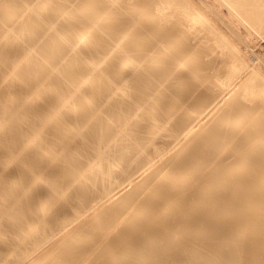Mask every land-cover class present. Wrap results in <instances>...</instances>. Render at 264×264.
Instances as JSON below:
<instances>
[{
	"label": "bare ground",
	"instance_id": "bare-ground-1",
	"mask_svg": "<svg viewBox=\"0 0 264 264\" xmlns=\"http://www.w3.org/2000/svg\"><path fill=\"white\" fill-rule=\"evenodd\" d=\"M107 1L82 3L78 13L87 19L72 18L69 25H64L59 19L71 15L76 7L69 6L60 12L55 1L47 0L41 6L48 5V10L35 15L36 7L26 0L12 4L0 0V18L7 31L0 39V74L7 72L13 56L12 50L2 46L10 40L14 41L11 46L15 42L22 43L23 47L26 43L38 45L29 60L40 59L43 66L61 60L50 69L56 85L45 76L28 79L23 75L18 87L5 89L10 93L29 83L40 84L20 98L26 102L21 109L26 111L43 98L42 104L40 101L37 105H43L44 110L39 111V120L25 123L26 132L22 126L21 134L20 129L6 133V138L12 139L15 153L22 142L19 136L27 132L26 144L32 142L34 145L30 144V148L34 147L26 154L29 147L24 150V145L26 156L20 151L22 157L4 155V164L12 163V166L0 167V195L6 199L0 207V224L4 225L0 226V252L3 257L15 260L10 261L12 264H39L40 261L42 264H176L173 257L177 259L176 252L189 253L181 258L180 264H230L228 258L237 264H264V251L257 252L254 248L264 249L263 245L248 246L245 242L249 240L239 235L242 232L264 234V214L257 212L258 205L264 206V58L248 56L237 41L220 32L216 20L200 7L194 6L195 11L188 8L184 4L188 0H160L166 3H160L156 9L162 16L152 12L126 16L116 13L137 3L152 9L156 0L113 2L116 4L109 8V19L103 23L99 18L107 13L103 11ZM222 1L231 14L239 15L264 38V0ZM164 17L170 30L157 26ZM94 19L97 21L93 22ZM184 20L189 29L193 27L190 36L180 26ZM140 23L141 30H130ZM65 30L73 37L67 36ZM80 31L83 33L79 34ZM102 34L108 35V41L112 40L110 43L117 44L118 49L105 51L97 71L115 65L111 72L121 73L124 84L139 85L141 96L120 102L106 101L109 90L101 95L105 102L89 103L93 100L91 93L81 94L77 99H62V102L49 99L57 85H60L58 99L71 90L73 85L62 81H68L73 73L69 67L80 73L82 64L98 60L95 55L104 50V44L98 43ZM74 36L78 37L74 39ZM87 40L88 46L84 47ZM188 43L195 44V55L189 53L190 48L183 47ZM125 52L128 56L122 58ZM218 55L223 57L214 63L215 67H210V61ZM78 57H83L82 61ZM120 60H125L123 66L117 64ZM161 64L160 71H152ZM16 76L12 74L8 81ZM78 76L85 81L94 80L89 74ZM49 83L51 86L46 89ZM101 87L92 86L90 90L98 92ZM183 89L188 91L187 95L196 94V97L186 99L181 94ZM116 93L122 95L120 91ZM159 96L167 105L175 101L177 109L184 110L202 101L205 104L201 107L214 106L218 101L221 108L211 113L208 122L202 123L204 116H192L187 124L192 127L183 135V142L172 145V138L159 140L162 135L173 136L176 127L168 114H154L153 110L163 106ZM133 103L136 113L127 120V112L122 108ZM18 104L19 98L9 104L8 112L21 114ZM103 106L120 112L105 126L104 121L93 122L98 117H107L96 113ZM38 108H31V113L39 114ZM160 118L165 128L157 133L163 122ZM46 126L51 134L43 139H52L51 145H46H50L49 149L43 148L45 140L41 137L47 131ZM98 130L102 131L96 135ZM176 136L177 140L180 135ZM96 137L100 143L94 150L105 157L93 160L88 156ZM38 140L43 150L36 147ZM143 145L148 147L138 156L136 151ZM181 151L186 153L178 156ZM111 154L116 156L107 159ZM46 156L51 157L52 164L59 163V167L47 168L51 163L49 160L47 165ZM154 159L164 162L143 166L146 173L132 180L131 174ZM130 163L134 168H129ZM211 205L220 207H213L204 215V208ZM193 212L197 213L196 217H190ZM218 213L221 214L214 221L207 222L208 215ZM24 236L28 238L25 241ZM103 242V251H96ZM37 248L41 249L40 253L32 257L31 252ZM12 252L26 254L9 257ZM53 255L57 256L55 261L47 259ZM138 258L144 261H135Z\"/></svg>",
	"mask_w": 264,
	"mask_h": 264
},
{
	"label": "rangeland",
	"instance_id": "rangeland-1",
	"mask_svg": "<svg viewBox=\"0 0 264 264\" xmlns=\"http://www.w3.org/2000/svg\"><path fill=\"white\" fill-rule=\"evenodd\" d=\"M16 1H18V0H7V2L10 3V4L16 3ZM26 1H28L31 4H34V6L36 7V11H35L36 14L35 15L43 14L49 8L48 5H46L45 7L41 6L43 3L47 2V0H26ZM52 1H55V4L57 5L56 9L59 10L60 12H62L63 9H67L69 6L71 8H72V6H74L73 8L76 7V9L71 12V15L69 14L66 18L61 16V19H59V22H61L62 24L69 25L70 24L69 20L72 19V18L77 19V20H80V19L81 20H86L87 19L86 16H81V14L78 13L79 5H81L82 3H84V4H87V3L88 4H92V2L96 1V0H52ZM124 1L125 0H112V1L108 0L106 2L105 8L103 9V11L107 10V13L106 12L103 13V16H100V18H99L100 20L99 21H101L103 23L107 22V20L109 19L108 16L110 15L109 8H111L114 4H116V3H113V2L124 3ZM188 1L189 2L192 1L193 4H196V5H193V4L189 3V2L186 4L184 2V4L187 5L188 8L191 7L195 11L194 6L200 7L198 9L202 10L203 12H205L208 17L211 16V19L216 20L215 22L217 23V25H218V27L220 29V32H222V34L225 33L224 35L229 36V38H231V40L234 39V41H237V44L238 43L240 44V48H243L244 51H247L249 55L246 52L244 54H246V55H248V56H250L252 58L253 57L254 58H260V59L264 58V38L262 37V35H260L258 33V31L254 30L253 27L251 25H249L250 23L248 24L247 21H245L243 18L241 19V17L239 15L231 14L233 12L230 11L228 5L225 4L222 0H206V1L205 0H200V1L199 0H194V2H193V0H188ZM197 1L200 2V3L198 4ZM58 2H60V3H58ZM156 2H157V4L154 5L152 9L149 8L145 4L137 3V4L134 5V7H124L122 9L116 11V13H123V15L126 16V15H129V14H132V13H134V14H146V13L152 12V13H155V14H158V15L162 16V13L158 12L156 9H158L160 3H162V4H166V3L163 2V1H160V0H156ZM202 2H204V3H202ZM208 2H209V4H208ZM208 5H211L212 8H210L211 6H208ZM209 8H210V10L208 11L207 9H209ZM90 15H91V13L88 14V16H90ZM237 16H239V17H237ZM217 17H219V18H217ZM190 18L194 20L195 16L194 15H190ZM94 21H97V20L94 19L93 22ZM166 21H167V18L164 17L163 20H161L159 23H157V26L165 27L167 29L169 28L168 30H170L171 29V27H169L170 25L169 26L165 25ZM128 22H129V19L127 20V23ZM180 26L183 27L187 31L188 36H190L191 30H192L193 27L191 26V28L189 29V25H188V23H185V20L183 22H180ZM142 28L143 27L141 26V23H140L138 27L132 26L130 28V30L132 32L133 31L138 32ZM195 29H197V28H195ZM89 32H94V30H90ZM65 33H66L67 36L71 35L70 32H69L70 33V35H69L67 30H65ZM82 33H83L82 31L79 32V34H82ZM127 33H129L128 30H127ZM161 33H163V32H161ZM6 34H7V31L4 30V28L2 26V20L0 18V39L2 38V36L6 35ZM71 37H73V36H70V38ZM75 37H78V36H74V39H75ZM108 38H109V36L106 35V34L99 35L98 43H99V45L104 44V50H103L102 53H97V55H95V57L98 58V60H93L89 64H82L81 65L82 68H81L80 73H77V71H75L76 69H71V67L68 68V70L73 72V73H71L70 78H68V81H66L65 79L62 80V81L73 85L71 90L66 91L65 94L58 99L57 95L60 96V94L58 92L59 89H60V85H57V86H55L57 88L54 89L53 97H49V99H57L60 102H62L63 101L62 99H67V98H72V99L76 98L77 99V98H79V96L81 94L82 95H84V94L85 95L86 94L89 95V93H91V97H93V100L92 101L89 100V103H91V102L98 103V102L104 101L103 97H101L102 93L107 92L109 90L111 92H109L107 94L105 93L106 96H107L106 101L107 100H111V101H115V102H120L122 99L134 100V99H137V98H139L141 96V91L142 90L141 89L139 90V88H138L139 85L131 84V83L124 84L122 82L123 80L121 78V73L114 74V73L111 72V70H112L111 68L113 66H115V65H112V64L111 65H107L105 68H102L101 72H98L99 70L97 71L96 66L101 62L102 58L107 53L105 51H109L111 49H118L117 44H113V43L111 44L110 42H112V40L108 41ZM27 39H26V41H27ZM12 42H14V41L10 40L8 42L2 43V46H5L6 48H9L10 50H12L13 56L11 57V59L9 60V62L7 64V67H8L7 68V72L0 74V123L1 122H5L6 123V124H4V123L0 124V167H6L7 166L8 169H10V167L12 166V163L4 164L5 161H6V159H5L6 157H4V155L11 154V155H14V156H19L20 153L21 154L23 153V156H26V154L29 152V150L34 147L33 146L32 148H30V146H32L30 144L34 145V143L27 142L29 144V146H28V144H26L25 139L28 140L29 134L27 132V133H24L25 134L24 135L23 132H22L24 137L21 136V135L19 136L20 137L19 140L22 137V142H20L21 140L19 141L22 145L20 146V143H19L18 147L16 148V151H18V153H15V151H14L15 147H14L13 143H10L12 139L11 138H6V133H13V132L18 131L20 129L19 131H20V134H21V128L20 127H22V126L26 129V130H24V128L22 127L23 128L22 131L26 132L27 131V127H25V125H26L25 123H27V125H28V123L35 122V121L39 120V117H37V115L38 116L40 115L41 112H39V111L42 110V108L44 110V107H43V105H41L42 102H43L42 101L43 98H41V99H38V102L41 101L40 102L41 104L39 103L37 105V103H38L37 101H36L37 102L36 104L35 103L33 104V107L35 109L31 106L32 109L37 110L38 106L40 105V107H39L40 109L38 108L39 114L37 113V111H36V115L34 114V112H32L33 113L32 114L30 107H28L26 109V111H25V109L24 110L21 109L22 106L26 102H24V101L21 102L20 98L24 94H26L31 88H33V86L34 87L39 86L40 84H38V83H35V84L29 83V84H27L26 87H22L21 86L18 89H14L10 93H7V90L9 88L18 87L19 85L17 83H22L23 75H24V78H28V79H29V77L36 78L39 75L40 76H45V77L49 78V81L51 83L53 82L56 85V83H57L56 81L57 80L54 77V73L50 72V69H52L55 66L59 65V61L61 62V60L58 59V60H56L54 62H50L48 66H43L42 65L43 61L40 60V59L38 60V59L34 58V59H30L29 60V55L32 53V50L37 49L39 47L38 45L34 46L31 43H26V45L23 47L22 43L15 42V45L11 46ZM83 46L84 47L88 46V40L85 42V44ZM57 47H59L61 49L62 46L57 45ZM183 47L190 48L189 53H192V55H195V51L193 49V48H195V44L194 43H188V44H186ZM245 47H246V49H245ZM127 56L128 55H127L126 52L121 55L122 58H125ZM220 57H223V55H218L212 61H210V63H209V64H211L210 67H215L214 63L218 62L220 60ZM78 58H79V61H82V59H83V57H78ZM66 59H68V57H65V60ZM124 63H125V60H120L117 64L119 66H123ZM263 63H264V61H263ZM162 68H163L162 64L161 65H156V66L153 67L152 71L153 72L160 71ZM61 69H62V67H61ZM61 69L58 68V70H61ZM188 69H190V67ZM64 70H62V71H64ZM12 74L13 75L17 74V76L11 78L12 81H8L9 77ZM80 74L92 75L91 77H93L94 80L93 81L82 80L81 78H82L83 75L82 76H78ZM7 81H8V83H7ZM13 83H14V86L12 85ZM51 83L46 85V89H48L51 86ZM15 84H17V86ZM92 86H99V87L102 86V87H101V89L98 92H94V91L90 90V88ZM140 88H141V86H140ZM5 89H7V90H5ZM2 90H3V93L6 92V94H3ZM118 91L122 92L121 96H117L116 92H118ZM216 93H218V90H216ZM181 94L184 95L186 97V99H190V100H193L196 97V94L195 95L194 94L187 95L188 91L186 89H183ZM17 98H19L18 108L20 109V111H21L20 113L21 114H17V113H11L10 114L8 112L9 104L10 103H14ZM158 99H160L159 103L163 104V106L160 109L158 108V109L153 110L154 114H156V115L157 114H161V113H164L166 115L168 114L167 115L168 119L171 122H173L175 124V126H176L173 136L169 137V136H166V135H162L161 137H159V140L163 141V140H165L167 138H169V139L172 138L173 139L172 145H176L178 143L183 142V135L192 127V126H190V127L187 126V124L190 122L192 116L193 117L198 116V115L204 116V120H201V121H203L202 123L208 122V120H210V118H212V114L211 113L217 112L221 108L220 107L221 104H219L218 101L216 102V105H214V106H211V107H207V106L203 107L202 106L201 107V105L205 104L204 101H202V102H200V104L199 103H193L191 106L186 107L183 110V109H177L178 108L177 107L178 104L175 101L170 103V105H167L165 103L164 99H162V97H160ZM128 106L129 107L122 108L123 110H125L127 112L125 114V117H127V120L130 119L129 118L130 115L134 116L135 113H136L134 103L133 104H129ZM63 108H64V113H65V111H66L65 110V106H63ZM28 109L30 111H28ZM66 109H68V108H66ZM98 109L99 110H97L96 113H99L101 115L104 114L107 117H105L104 119L102 117H98L93 122H95V124H97V123H100V122L104 121L103 126L108 124V122L113 118V115H115L117 113H120L117 110L112 111L111 107L105 108L103 106L102 108H98ZM199 109H201V111H199ZM22 114L25 117L22 116ZM150 115H153V112H151ZM160 119L162 120V118H160ZM93 122L88 123V125H90V124L93 125ZM164 123L165 122L163 121L160 124V127L158 128V132L157 133H160V132H162L164 130V128H165ZM47 126L49 127V125H47ZM47 126H46L47 131L45 130V133L41 136L42 139L43 138H49V136L51 134L50 133L51 130L49 131ZM198 127H199V125L196 126L195 129H197ZM63 129L66 132V130L68 128H66V126H65V128H63ZM180 129H183V132ZM101 131L102 130L95 131L96 135H99L101 133ZM70 135L73 136L72 133ZM176 135H180L177 140H176V137H177ZM23 139H24V141H23ZM42 139H40L41 143L44 142L43 144H44L45 147L43 146V144L40 143L39 140H38L39 144L36 147H38V149H40V148L42 149V146H43V148L49 149V147L51 145V142H49V141H51L52 139L50 138L51 140H48V141L46 139H43L46 142L43 141ZM35 143H38V142H35ZM47 143H50V145L48 144V146H46ZM99 143H100L99 137H96V139L93 140V144L91 142L93 150H91L90 155L88 156L89 158H93V160H94V159H96V158H98L100 156L105 157V154L101 155L96 150H94V147L96 149L99 146ZM24 145H25L26 148H24ZM39 145H42V146L40 147ZM96 145H97V147H96ZM147 147L148 146H145V145L140 146L137 149V151H136L138 156H140L142 154V151L144 152L147 149ZM22 148H24V150H26L28 148V151L26 152V154H25V152H24V150ZM46 149L44 151H46ZM22 150H23V152H21ZM19 151H20V153H19ZM82 151L81 150L79 151L80 154H82ZM51 153H52V155L53 154L55 155V152L53 153V150H52ZM185 153H186V151H181L178 154V156L184 155ZM48 156H50V153H49ZM112 156H116V155L115 154H111L110 156L107 157V159L111 158ZM20 157H22V155H20ZM81 157L83 158V156H81ZM46 158H47V162L46 161L45 162L47 163V165L49 163V160H50V163H51V164H49L50 166L46 165L47 168L48 167H55V166H57V168L59 167L58 166V165H60L59 163H57V165L55 163L52 164L51 159H50L51 157L49 158V157L46 156L45 160H46ZM157 158H159V157H157ZM157 161L164 162L163 160H158V159H154L152 162H150V160H149L148 164H147V162H145L137 171H135L133 174H131L130 177L134 178L132 180L136 181L137 179L141 178L146 173V171H145L146 167H143V166L149 165V163H155ZM133 166H134V164L132 165V163H130L129 168H132ZM42 182L44 183L46 181L43 180ZM100 187H103V186L101 185ZM217 188L219 189V187H217ZM217 188H216V190H218ZM0 194H1V192H0ZM3 196H5V195H3ZM3 196L0 195L1 204H2V202L4 203L6 201L5 197H4L5 201L2 199ZM109 196L110 195H108V197ZM185 204H187V203H185ZM2 206H4V204H2L0 207H2ZM213 207H220V206L219 205H214V206L211 205V207L210 206L209 207H205L204 210H203V214L204 215L208 214ZM163 208H164V206H163ZM257 212H260L261 214H264V206L258 205L257 206ZM220 214L221 213H218V214L213 215V216L212 215H208L207 216L208 217L207 218V222L214 221L218 217V215H220ZM196 216H197V213H195V212L190 214V217H196ZM0 226H4V225L0 224ZM209 228H212V226H210ZM20 232H21V230H20ZM16 233L18 234L19 232L16 231ZM239 235H241L244 238L246 237L249 240L248 242H245L246 245L249 244L248 246H250V245L254 246L255 244L257 245L258 243H260L264 247V234L261 235V234H259L257 232H250V233L242 232ZM57 237L60 238L61 235L57 236ZM57 237H55V238H57ZM105 238H107V237H105ZM23 239L25 241L28 238H27V236H24ZM100 240L105 241V239H100ZM31 245L29 247H31ZM104 247H105L104 242L100 243L98 245V249L96 251L102 252ZM233 248H234V246H232L230 249L232 250ZM254 248H255V250L257 252L264 251V249H260V247H257V246L254 247ZM136 249H138V248H136ZM230 249H227V251L228 252H232ZM40 251H41V249L37 248V249L34 250V252H31L30 255H32V257H33V255L34 256L38 255V253H40ZM79 251H81V249L78 250V252ZM26 252H28V251H26ZM26 252H12V253H10L11 255H9V257H11L13 255L14 258H17V257L21 256L23 253L26 254ZM131 252H135V251L132 250ZM166 252H167V250H166ZM0 253L2 254L3 252H0ZM19 253H21V254H19ZM163 253H165V252H163ZM180 253H181V255H179ZM183 253L184 252H176L175 254L179 255V258H178V255L176 256L177 259H175V256H173L174 257V262L176 264L182 263L181 261L184 258H186V256L189 255L188 252H186L184 254ZM1 254H0V258H1L0 259V264H12V262L15 261L13 259L11 260V258H8L6 255H4V257H3V254L2 255ZM5 256L7 258H5ZM56 257H57L56 255L55 256L53 255V256L48 257L47 259L55 261ZM162 257H163V255H162ZM181 258H183V259H181ZM143 259H144V257H143ZM143 259L138 258V259H135V261L136 260L137 261H139V260L144 261ZM178 259H179L180 262L178 261ZM10 261H12V262H10ZM227 262L230 263V264H237L236 261L233 258H228ZM39 264H42V261H40Z\"/></svg>",
	"mask_w": 264,
	"mask_h": 264
}]
</instances>
